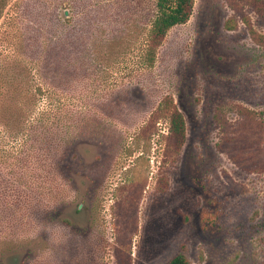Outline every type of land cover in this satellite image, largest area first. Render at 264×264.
I'll list each match as a JSON object with an SVG mask.
<instances>
[{"label":"rangeland","instance_id":"obj_1","mask_svg":"<svg viewBox=\"0 0 264 264\" xmlns=\"http://www.w3.org/2000/svg\"><path fill=\"white\" fill-rule=\"evenodd\" d=\"M241 7L196 0L149 67L156 0H0V264H264V22ZM166 97L179 154L148 125Z\"/></svg>","mask_w":264,"mask_h":264},{"label":"trees","instance_id":"obj_2","mask_svg":"<svg viewBox=\"0 0 264 264\" xmlns=\"http://www.w3.org/2000/svg\"><path fill=\"white\" fill-rule=\"evenodd\" d=\"M196 0H156V13L150 20V29L146 40V49L144 53L145 64L153 67L157 60L159 48L162 46L168 33L176 26L184 25L192 17ZM232 8L237 12H242V5L247 4L254 9L259 18L264 22V0H230ZM246 23L249 21L245 19ZM237 27L235 19H229L226 28L234 30ZM252 40L264 47V35H258L250 29ZM160 118H166L170 124V135L167 138L168 150L179 154L186 142V121L182 112L177 108L172 97H166L158 109L153 113L149 127L156 124ZM144 133H149L150 128H145ZM143 160V158H140ZM144 161V160H143ZM159 192H166V178L159 180ZM170 264H190L184 255H178Z\"/></svg>","mask_w":264,"mask_h":264},{"label":"clouds","instance_id":"obj_3","mask_svg":"<svg viewBox=\"0 0 264 264\" xmlns=\"http://www.w3.org/2000/svg\"><path fill=\"white\" fill-rule=\"evenodd\" d=\"M49 239L55 244V243H58L57 241L54 240V233L53 232H50L49 234Z\"/></svg>","mask_w":264,"mask_h":264}]
</instances>
